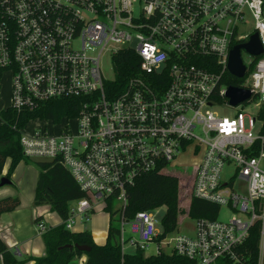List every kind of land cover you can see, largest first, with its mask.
<instances>
[{"label":"built area","instance_id":"2783aa9c","mask_svg":"<svg viewBox=\"0 0 264 264\" xmlns=\"http://www.w3.org/2000/svg\"><path fill=\"white\" fill-rule=\"evenodd\" d=\"M253 33L262 52L241 58L244 74L231 84L229 51ZM94 47L96 55L88 50ZM121 50L134 51L138 65L119 92L108 93L105 83L115 71L112 80L104 78L100 58L108 52L112 60ZM4 73L9 104L0 111L82 98L76 116L13 125L23 157L58 159L88 194L69 203L65 228L99 202L110 201L111 208L117 202L122 253L126 244L144 250L155 241L154 253H175L188 264L221 258L240 264V247L255 228L257 264H263L264 0H0V80ZM229 86L248 89L249 98L231 105ZM248 104L254 113L244 110ZM228 108L235 111L219 113ZM31 120L41 122L25 132ZM178 152L195 157L190 196L231 215L194 219L193 235L166 233L157 241V209L124 217L127 187L141 173H168ZM35 225L46 229L39 220Z\"/></svg>","mask_w":264,"mask_h":264},{"label":"trees","instance_id":"16d2710c","mask_svg":"<svg viewBox=\"0 0 264 264\" xmlns=\"http://www.w3.org/2000/svg\"><path fill=\"white\" fill-rule=\"evenodd\" d=\"M115 78L105 83L109 93L111 90L119 92L126 82L129 72L138 65V57L132 50H121L112 58ZM228 82L238 85L241 80L227 74ZM82 105L80 97H62L43 101L30 111L17 112L12 108L0 111V173L9 159V165L5 177L23 157L18 130L13 125L22 126L28 118L50 119L59 122L64 117H73L78 114ZM38 174L35 185L34 204H49L58 216L65 220L69 216L68 205L71 201L88 194L82 191L74 181L68 170L58 159L35 160ZM179 177L170 173L150 171L139 174L132 185L127 187L126 204L122 210L125 218H131L137 211H154L165 206V213L161 218V234L156 240H161L166 233L172 232L177 224L180 213L178 206ZM19 204L17 196H5L0 198V215L15 209ZM106 201L103 209L109 213L110 219L115 217V211ZM219 212V206L204 199L190 196L187 215L192 219H215ZM38 221V219L36 220ZM118 229L109 224L106 241L104 244H96L89 231H72L61 223L48 226L42 231L41 236L45 246L43 256L32 258V264H67L75 256L84 254V264H188V260L175 253H153L145 255L143 250L137 248L131 253H122L118 238ZM66 244L87 245L89 251L83 252L76 248L63 247ZM258 236L256 229H252L248 238L241 245L243 256L240 264H257ZM26 259H18L0 238V264H24ZM216 264H238L227 258H221ZM264 264V261H263Z\"/></svg>","mask_w":264,"mask_h":264},{"label":"crops","instance_id":"0c3cea01","mask_svg":"<svg viewBox=\"0 0 264 264\" xmlns=\"http://www.w3.org/2000/svg\"><path fill=\"white\" fill-rule=\"evenodd\" d=\"M8 165L9 159L6 160L0 176H5ZM27 167L26 163L20 160L9 175L10 183L0 186V198L5 196H17L19 198V204L15 209L0 215V238L18 259H26L24 264H32V258L43 256L45 253L41 232L37 230L35 221L37 219L40 222L44 220L51 224L49 226H55L61 224L62 219L60 217L56 219L53 214H50L49 205L34 204L38 173L35 177L33 170ZM106 214L109 215L107 212ZM77 219L80 221L77 222ZM82 221L81 217L75 218V223L71 230H87L96 244H104L109 225L108 227L105 225L102 228L98 224V229L92 228L88 230L84 227L82 228ZM84 261L85 255L82 254L75 256L67 264H84Z\"/></svg>","mask_w":264,"mask_h":264},{"label":"rangeland","instance_id":"374dc122","mask_svg":"<svg viewBox=\"0 0 264 264\" xmlns=\"http://www.w3.org/2000/svg\"><path fill=\"white\" fill-rule=\"evenodd\" d=\"M90 53L93 54H97L99 47H94V48H88ZM241 58L243 59V61H248L249 60V56H248V52H246L244 49H241ZM100 69L101 72L104 76V78L112 80L114 78V68H113V63L112 60L110 59V55L108 52H104L100 58ZM244 83V81H242ZM9 89H10V79H9V75L7 73H4L1 77L0 80V109L5 108L8 104H9ZM244 110L248 113H254L255 112V107H253V105L248 104L243 106ZM235 109H230L228 108L227 111L223 112L222 110L219 111V113H226V115H230L232 112H234ZM40 120H31L29 121L25 128L24 131L25 132H29L31 130V128L33 126H36L38 123H40ZM64 122V120H62V123ZM26 163V167L28 166L29 168H31L34 172V175L36 177V174L38 173V167L35 164V160L33 159H28L25 158V160H23ZM193 161H195V157L189 154H185V153H177V157L174 160L173 163H175L174 166H170L167 169V172L173 175H177L179 176V194H178V206H179V210L180 213L178 215V219H177V224L175 229L168 233L167 237H173L176 236L178 234L183 235H193V230H194V226H195V220L192 219L191 217H189L187 215V210H188V204H189V199H190V185H191V164L193 163ZM27 167V168H28ZM2 176H0L1 178ZM40 205H49V204H40ZM105 203L104 202H99L97 205H95L94 210L90 211L86 218H82V228H86L88 230L90 229H98L99 226L98 224H100V227L104 228L105 225L108 227L109 224H112L114 226L117 225V220L114 218L113 220H111L109 218V215L106 214V212L103 210ZM117 206V202H115V204L112 203V210L115 211V207ZM165 206H161L159 208H157V210H155V218L156 220L160 223L162 216L165 213ZM49 212L50 214H53V216L56 219H59L58 214L53 211L49 205ZM98 214V215H97ZM101 214V215H100ZM103 214V215H102ZM231 215V213L224 207L220 208L219 212H218V216L217 218L219 220H226L228 219V217ZM81 217V216H79ZM76 217V218H79ZM79 222L80 220L77 219ZM43 225L45 227H48L49 225H51L50 223L46 222V221H42ZM159 229L161 230V226L160 224L158 225ZM125 229V237H128L131 235L130 231H129V225L125 224L124 226ZM133 237H136V234L133 235ZM136 239V238H135ZM162 243H160L161 245ZM158 245V243L151 242L148 244L147 248H145L143 250L145 255H150L153 254L155 252V248ZM164 246V245H161ZM125 251L127 253H131L135 250V246L133 245H128L126 244L125 246ZM164 249L166 251L169 250V248L164 247ZM218 261V260H217ZM216 264V262L214 263Z\"/></svg>","mask_w":264,"mask_h":264},{"label":"water","instance_id":"95a60500","mask_svg":"<svg viewBox=\"0 0 264 264\" xmlns=\"http://www.w3.org/2000/svg\"><path fill=\"white\" fill-rule=\"evenodd\" d=\"M241 49H244L253 56L259 55L262 52V47L260 45L257 33L251 34L246 42L233 46L229 51L227 69L231 75L238 78L243 76L245 71V66L242 63L240 56ZM225 96L229 99V103L231 105H236L238 102L249 98L250 91L248 89H243L236 86H229L226 90ZM9 183L10 180L7 177L2 176L0 178V186H4ZM63 247L69 249L76 248L77 250L83 252L90 250L89 246L79 244H66L62 247H59V249Z\"/></svg>","mask_w":264,"mask_h":264}]
</instances>
